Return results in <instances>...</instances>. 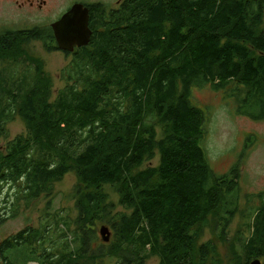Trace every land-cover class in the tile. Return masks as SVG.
I'll return each instance as SVG.
<instances>
[{"label":"trees","instance_id":"trees-1","mask_svg":"<svg viewBox=\"0 0 264 264\" xmlns=\"http://www.w3.org/2000/svg\"><path fill=\"white\" fill-rule=\"evenodd\" d=\"M91 7L92 41L65 51L74 60L56 98L43 60L24 46L40 40L50 51L61 50L52 26L21 29L12 48H0V63L13 57L36 67L34 78L21 84L0 73V136L18 114L29 130L0 148V191L15 184L33 202L77 172L74 241L80 247L58 259L49 253L44 264H89L104 222L114 232L112 242L100 246V264H145L151 256L160 264H221L217 243L200 241L213 221L226 241L240 212L241 161L215 173L203 145L208 111L194 103L193 93L206 86L230 92L238 114L264 119V0H124L114 9ZM158 156L157 165H147ZM106 185L120 194L125 211L110 201ZM256 199L245 216L249 235L239 264L264 257V191L251 204ZM38 233L27 228L0 240V264H14L6 251L38 243Z\"/></svg>","mask_w":264,"mask_h":264},{"label":"rangeland","instance_id":"rangeland-1","mask_svg":"<svg viewBox=\"0 0 264 264\" xmlns=\"http://www.w3.org/2000/svg\"><path fill=\"white\" fill-rule=\"evenodd\" d=\"M96 1L99 0H40L43 5L40 9L37 6H21L19 4L23 0H20L18 7L8 8V13L4 14L5 6H11V4L6 0H0V28L9 26L11 22H14L19 30L36 26H51L75 3L91 4ZM118 1L106 0L105 4L110 9H114L118 7ZM24 46L30 57L43 60L45 70L53 79L54 97L56 98L59 91L67 85L63 72L72 64L74 56L68 55L63 50L50 51L40 40H33L25 43ZM0 73L3 77L15 76L14 81L21 84L24 77L30 81V78L35 76L36 67L31 61L16 64V62L11 63L4 60L0 63ZM233 87L234 85L231 86ZM193 101L208 111L209 122L203 145L215 173L219 175L228 173L239 161H241L242 171L240 212L226 230L228 234L226 241L219 238L220 230L218 232L216 222L213 221L205 229L200 243L210 240L216 242L219 250L218 259L221 264H239L240 256L244 257L241 241L248 233L249 217L245 216L249 213L250 207L259 204L257 199L253 204L250 201L256 194L264 191V119L255 120L238 114L236 97H232L227 91H214L210 86L195 88ZM28 133L27 124L17 115L15 120L8 125V134L0 136V148L6 150L10 141ZM247 140L250 145L245 151ZM244 151L245 154L241 158ZM158 163L159 156L147 165ZM78 183L77 172L71 171L63 179L53 183L52 195L47 196V193H44L33 202H30V199L27 200L22 188L15 184L6 186L0 191V240L4 241L27 228H35L43 235L38 243L30 245L29 241L8 249L6 253L14 264H44L49 253L57 254L52 259H58L60 254L80 247V242L74 241V221L79 216L74 193ZM104 189L109 194L110 201L117 204L116 209L125 211L120 204V194L117 190L111 185H106ZM103 226L109 227L112 233L114 232L111 225L106 222L98 225V239L94 241L91 253L87 255L89 264H100L97 255L100 246L106 243L100 233ZM260 259L264 262V257ZM103 264H115V261L107 259ZM145 264H160V260L157 256H151Z\"/></svg>","mask_w":264,"mask_h":264},{"label":"water","instance_id":"water-1","mask_svg":"<svg viewBox=\"0 0 264 264\" xmlns=\"http://www.w3.org/2000/svg\"><path fill=\"white\" fill-rule=\"evenodd\" d=\"M90 22V7L81 2L75 3L51 25L59 48L66 52H74L77 48L88 46L93 37ZM100 233L106 243L111 241L113 233L109 227L103 226ZM250 264H264V262L261 259H255Z\"/></svg>","mask_w":264,"mask_h":264},{"label":"flooded vegetation","instance_id":"flooded-vegetation-1","mask_svg":"<svg viewBox=\"0 0 264 264\" xmlns=\"http://www.w3.org/2000/svg\"><path fill=\"white\" fill-rule=\"evenodd\" d=\"M19 1L20 0H10V1L6 0V2H8V3L10 2L11 6L10 5L5 6V8L3 10L4 14L8 13V8L18 7ZM123 1L124 0L118 1L119 2L118 7L121 6ZM105 3H106V0H99V1H96V2L91 3V4H87V3H84V4L88 7H90L91 17H92L93 10H92L91 5L92 4L106 5ZM19 5H21V6L30 5L33 7L37 6L40 9L43 8V5L40 3V0H23V2L20 3ZM10 12H12V11H10ZM12 13H14V12H12ZM18 32H19V29L15 27L14 22H11L9 26H4L3 28H0V48L6 47V46L7 47L10 46L12 48L13 45L16 44L18 41ZM8 59L9 58H7L5 61L13 63V58H11L9 60Z\"/></svg>","mask_w":264,"mask_h":264},{"label":"bare ground","instance_id":"bare-ground-1","mask_svg":"<svg viewBox=\"0 0 264 264\" xmlns=\"http://www.w3.org/2000/svg\"><path fill=\"white\" fill-rule=\"evenodd\" d=\"M28 75H29V74H28ZM205 85H206V84H205ZM226 89H227V87H226ZM196 90H197V89H196ZM214 90H215V89H214ZM235 101H236V100H235ZM7 106H8V105H7ZM211 114H212V113H211ZM1 115H3L2 112H1ZM18 115H19V114H18ZM7 131H8V130H7ZM8 203H9V202H8Z\"/></svg>","mask_w":264,"mask_h":264}]
</instances>
